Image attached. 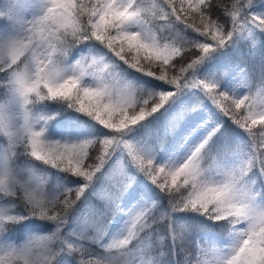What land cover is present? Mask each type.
I'll return each instance as SVG.
<instances>
[{
  "label": "snow or ice",
  "instance_id": "snow-or-ice-1",
  "mask_svg": "<svg viewBox=\"0 0 264 264\" xmlns=\"http://www.w3.org/2000/svg\"><path fill=\"white\" fill-rule=\"evenodd\" d=\"M0 93V264H264V2L0 0Z\"/></svg>",
  "mask_w": 264,
  "mask_h": 264
},
{
  "label": "trees",
  "instance_id": "trees-1",
  "mask_svg": "<svg viewBox=\"0 0 264 264\" xmlns=\"http://www.w3.org/2000/svg\"><path fill=\"white\" fill-rule=\"evenodd\" d=\"M216 3H220L222 2V0H215ZM25 3H31V2H25ZM257 5H259L261 2H256ZM177 4H179V0H177ZM257 10H260L259 7H257ZM196 23H199V19L197 18L196 19ZM180 27H183V25H181ZM189 32H191V29L188 30ZM192 36L193 37H196L198 36L197 33H192ZM201 40V42H203L204 38L203 37H200L199 38ZM246 46H238L236 49L233 50V52L230 54V56L228 57V59H236L237 57L241 56L245 50ZM197 54V50L193 49L192 52L188 53L186 56H185V59H189V58H195V55ZM244 57V55H243ZM260 58V57H259ZM179 59V58H177ZM122 63V62H121ZM246 64H254V59L248 57L245 61ZM259 65H260V62L257 63L256 67L253 68V71H257V75L255 76L256 78H258L259 76ZM125 67H127L125 65ZM131 71V70H130ZM136 75H139V74H136ZM148 80H151L152 78H147ZM257 80V79H256ZM3 99V93H0V100ZM259 128V126H257V129ZM45 168H47V166H44ZM46 177V179L49 181V182H52L54 180V176H55V170H52V169H47V171H45L43 173ZM13 239H16V240H19L21 239V233L20 232H17L16 234H14L13 236ZM149 255H151V253H149ZM175 259V258H173Z\"/></svg>",
  "mask_w": 264,
  "mask_h": 264
},
{
  "label": "rangeland",
  "instance_id": "rangeland-1",
  "mask_svg": "<svg viewBox=\"0 0 264 264\" xmlns=\"http://www.w3.org/2000/svg\"><path fill=\"white\" fill-rule=\"evenodd\" d=\"M256 2H264V0H256ZM257 11H259V10H257ZM189 22H191V21H189ZM210 42V41H209ZM247 58L249 57L248 55H247V51H246V55H245ZM255 61H256V63H255V67H256V65H257V63L258 62H260V58H258V56L256 57V59H255ZM216 67V65L215 64H213V68H215ZM252 71V70H251ZM253 72V71H252ZM254 73V76H256L257 75V71H254L253 72Z\"/></svg>",
  "mask_w": 264,
  "mask_h": 264
}]
</instances>
